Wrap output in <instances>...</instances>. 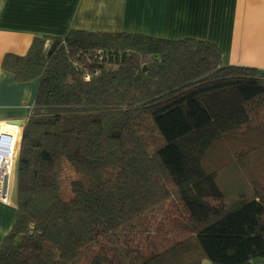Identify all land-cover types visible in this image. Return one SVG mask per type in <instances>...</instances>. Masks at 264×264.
<instances>
[{"label":"trees","instance_id":"16d2710c","mask_svg":"<svg viewBox=\"0 0 264 264\" xmlns=\"http://www.w3.org/2000/svg\"><path fill=\"white\" fill-rule=\"evenodd\" d=\"M1 66L38 86L0 264L264 263L257 69L194 39L82 30L34 38Z\"/></svg>","mask_w":264,"mask_h":264},{"label":"crops","instance_id":"0c3cea01","mask_svg":"<svg viewBox=\"0 0 264 264\" xmlns=\"http://www.w3.org/2000/svg\"><path fill=\"white\" fill-rule=\"evenodd\" d=\"M71 30L194 39L216 46L223 66L255 68L264 78V0H0V125L26 120L38 86L17 83L1 66L4 56H24L34 38ZM17 172L14 162L0 202V246L16 218Z\"/></svg>","mask_w":264,"mask_h":264},{"label":"built area","instance_id":"2783aa9c","mask_svg":"<svg viewBox=\"0 0 264 264\" xmlns=\"http://www.w3.org/2000/svg\"><path fill=\"white\" fill-rule=\"evenodd\" d=\"M89 79V77H86ZM12 132L0 131V202L8 200L9 180L14 163V150L17 141L18 127L12 125Z\"/></svg>","mask_w":264,"mask_h":264},{"label":"rangeland","instance_id":"374dc122","mask_svg":"<svg viewBox=\"0 0 264 264\" xmlns=\"http://www.w3.org/2000/svg\"><path fill=\"white\" fill-rule=\"evenodd\" d=\"M63 164H64V166H63V173H62V176H61V189H62V194L66 196L69 193V182L72 180V178H75V177L73 175L72 169L69 166V163L66 160H64ZM227 181L228 180L223 177L220 182H221V184L223 186H226ZM156 241H155L156 244L158 246H160V245L163 244L164 240H163V237L158 236ZM130 261H131V259H128V260H126V259H121L120 260L119 259V260H117L115 262H116V264H127ZM202 261L205 264H210L207 260H202ZM88 262H89V260H83L81 264H88Z\"/></svg>","mask_w":264,"mask_h":264},{"label":"bare ground","instance_id":"6f19581e","mask_svg":"<svg viewBox=\"0 0 264 264\" xmlns=\"http://www.w3.org/2000/svg\"><path fill=\"white\" fill-rule=\"evenodd\" d=\"M0 130H2V131H11V130H13V128H12V126H11V124H3V125H0Z\"/></svg>","mask_w":264,"mask_h":264},{"label":"water","instance_id":"95a60500","mask_svg":"<svg viewBox=\"0 0 264 264\" xmlns=\"http://www.w3.org/2000/svg\"><path fill=\"white\" fill-rule=\"evenodd\" d=\"M11 124L14 125V126H16V127H18V128L21 126V123H19V122H13Z\"/></svg>","mask_w":264,"mask_h":264}]
</instances>
